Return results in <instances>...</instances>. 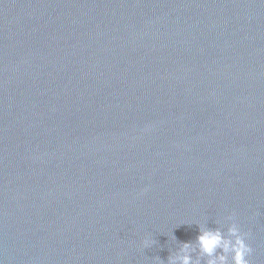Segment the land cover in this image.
Wrapping results in <instances>:
<instances>
[{"label":"water","instance_id":"obj_1","mask_svg":"<svg viewBox=\"0 0 264 264\" xmlns=\"http://www.w3.org/2000/svg\"><path fill=\"white\" fill-rule=\"evenodd\" d=\"M231 214L264 264V0H0V264H167Z\"/></svg>","mask_w":264,"mask_h":264},{"label":"clouds","instance_id":"obj_2","mask_svg":"<svg viewBox=\"0 0 264 264\" xmlns=\"http://www.w3.org/2000/svg\"><path fill=\"white\" fill-rule=\"evenodd\" d=\"M225 219L229 222L226 232L219 227L209 228L206 222L198 223L199 231L195 242H180L176 253L168 256L167 264H201L202 260L204 264H250L248 257L253 249L247 242L249 234L241 231L235 214L228 215ZM151 243L152 241L145 239L144 246L148 247ZM193 253H196L195 258ZM156 262L163 264L159 257Z\"/></svg>","mask_w":264,"mask_h":264}]
</instances>
